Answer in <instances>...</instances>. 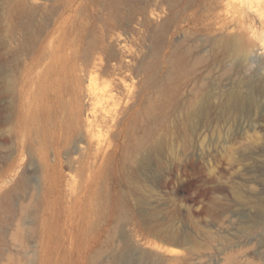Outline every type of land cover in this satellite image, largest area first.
<instances>
[{
  "label": "rangeland",
  "instance_id": "rangeland-1",
  "mask_svg": "<svg viewBox=\"0 0 264 264\" xmlns=\"http://www.w3.org/2000/svg\"><path fill=\"white\" fill-rule=\"evenodd\" d=\"M40 30L69 69L107 38L133 58L140 99L115 141L100 133L109 155L87 187L84 129L51 124L58 152L22 156L19 100L1 101L14 126L0 125V264H118L129 251L122 264H264V0H0L4 57L26 42L17 61L34 62ZM80 68L81 127L101 105Z\"/></svg>",
  "mask_w": 264,
  "mask_h": 264
},
{
  "label": "bare ground",
  "instance_id": "bare-ground-1",
  "mask_svg": "<svg viewBox=\"0 0 264 264\" xmlns=\"http://www.w3.org/2000/svg\"><path fill=\"white\" fill-rule=\"evenodd\" d=\"M29 23L31 25V22ZM38 35H34V40L40 41L43 51L34 62L30 61L21 66L17 61L18 55L21 56L26 51L24 48L27 45L26 42L20 49L12 51L11 60L9 55L4 57L0 52V125L4 124V128L10 125L6 132L13 131L14 125L11 123L13 111L11 107H6L4 102L8 98H11V104L19 100L16 124L22 156L25 152L31 153L35 148L45 163H48L50 159L48 151L50 146L54 144L55 152H58L57 149L60 146L59 141L52 138L51 124L63 130V135L66 136L67 132L68 137L72 136L75 129L81 128L80 131L84 129L88 141L83 145L82 155L77 162L80 164V170L87 173L86 178L88 179H85L87 187L92 177L101 172L109 155L107 149L110 144L108 146L100 133L104 129L109 132L113 129L112 137L115 141V137L121 131L118 128L124 121L120 115H132L139 104V92L131 81V74L136 70L133 66L134 60L130 57H126L124 62L117 60L110 53L111 44L106 38V40L91 41L84 49L80 65L76 60L75 66H77L69 69L66 61L71 53L68 52L61 58L57 48L51 50L55 40L43 44L41 30ZM112 37L121 41L119 32H115ZM11 61L15 63V66H12ZM79 67L83 74L92 75L85 94L88 99L95 100V104L101 105L98 109L100 115L90 117L86 111L81 127L82 115L80 113L83 110L78 112L82 109V103L78 98L81 79L75 73ZM16 68H20L18 78L13 74ZM38 68L39 71L36 72ZM13 94L16 95V99L13 98ZM236 99L239 100L240 97L237 95L234 97V100ZM1 101H4L3 106ZM12 162L15 165L17 163L15 160ZM129 256L130 251L122 254L118 264H122Z\"/></svg>",
  "mask_w": 264,
  "mask_h": 264
}]
</instances>
